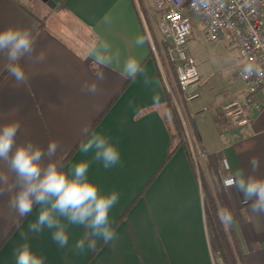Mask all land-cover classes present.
Wrapping results in <instances>:
<instances>
[{
	"label": "crops",
	"instance_id": "1",
	"mask_svg": "<svg viewBox=\"0 0 264 264\" xmlns=\"http://www.w3.org/2000/svg\"><path fill=\"white\" fill-rule=\"evenodd\" d=\"M139 1L60 0L53 8L42 0H0V30L9 25L29 28L33 56H46L40 63L21 59L26 79L18 83L0 55V126L18 121V143L31 140L46 149L50 141L58 142L56 155L66 166L88 160L89 179L104 192L120 194L110 212L119 238L114 245L97 239L95 249L101 247L94 255L95 249L74 250L86 232L83 226H69V244L60 248L49 230L28 232L37 208L17 224L7 206L8 195L0 197V264H15L14 250L24 242L21 232L45 264H217L211 243L214 237L217 246V194L220 207L233 212L232 228L244 264H264V215L252 213L251 202L245 203L241 192L226 185L236 171L250 172L253 156L260 159L257 175L264 176V89L250 103L251 124L232 126L223 106L233 99L246 100V85L237 74L241 63L237 79L228 85L221 84L222 78L216 85L202 79L201 97L185 103L184 112L205 157L196 166L185 132L184 144L173 153L177 137L167 105L170 89ZM139 36L145 37L142 46L135 43ZM103 42L114 57L108 66L96 64L90 54ZM129 57L145 68L151 85L146 86L142 76L133 81L122 75ZM96 71L105 74V80L97 82L100 93L83 92L81 86L93 82ZM85 125L112 138L121 165L105 169L91 153L79 152Z\"/></svg>",
	"mask_w": 264,
	"mask_h": 264
},
{
	"label": "clouds",
	"instance_id": "2",
	"mask_svg": "<svg viewBox=\"0 0 264 264\" xmlns=\"http://www.w3.org/2000/svg\"><path fill=\"white\" fill-rule=\"evenodd\" d=\"M183 2V0H181ZM252 6L255 0H247ZM223 0H192V8L197 12H211L222 6ZM137 46L145 43V37L139 36L135 41ZM35 52L32 31L29 28L9 25L0 30V55L7 64V72L18 83L26 79L25 71L20 65L21 59L40 63L46 59L44 52L33 56ZM109 53L106 42L93 46L91 55L95 63L108 66L114 57ZM95 80L84 82L83 92L97 95L100 88L97 82L105 80L103 71L94 73ZM122 75L135 81L142 76L146 86L153 80L149 77L140 62L129 57L123 65ZM245 78L253 75L264 77V68L254 62L242 66ZM153 101L158 102L159 96L154 95ZM20 123L13 121L0 126V197L8 195L7 206L10 213L23 218L37 208L36 219L29 223L28 232L39 234L45 229L51 232L52 240L60 247L69 244V226H83L86 232L76 241L74 250L83 252L86 248L94 250L97 239L105 244H113L118 240V234L112 226L110 212L118 203L120 194L113 190L104 192L89 179L90 163L80 160L66 166L62 158H57L59 144L50 141L45 148L29 140L17 142ZM82 139L78 150L81 154H92L93 159L102 163L105 169L121 165L120 151L112 138L85 125L81 129ZM250 172L245 175L238 170L226 179V185L235 188L244 196L245 203H250L251 212L264 215V176H258L260 159L253 156L248 161ZM218 220L225 229L234 223L233 212L222 207L217 213ZM24 242L14 250L15 264H45V258L33 251L27 241V234L21 232Z\"/></svg>",
	"mask_w": 264,
	"mask_h": 264
},
{
	"label": "built area",
	"instance_id": "3",
	"mask_svg": "<svg viewBox=\"0 0 264 264\" xmlns=\"http://www.w3.org/2000/svg\"><path fill=\"white\" fill-rule=\"evenodd\" d=\"M149 1H139L140 9L145 15L148 35L158 63L161 67L166 64L174 76L173 87L168 79L167 83L188 131L190 127L184 104L201 97L198 88L202 78L188 43L193 32V17L196 15L202 17L206 35L211 42H229L241 59L237 74L246 85V100L233 99L223 106V111L232 126L250 125V103L254 95L264 89V77L253 75L245 78L242 66L254 62L264 68V0H255L252 6L248 5L247 0H223L222 6L211 12L195 11L191 6L192 0H154V10ZM197 157L201 160L205 154L199 149Z\"/></svg>",
	"mask_w": 264,
	"mask_h": 264
},
{
	"label": "rangeland",
	"instance_id": "4",
	"mask_svg": "<svg viewBox=\"0 0 264 264\" xmlns=\"http://www.w3.org/2000/svg\"><path fill=\"white\" fill-rule=\"evenodd\" d=\"M140 1L142 3V0ZM150 1L149 2L154 10V6L152 4L154 0H150ZM55 10L58 9L55 8ZM193 22H194L193 32L189 36L188 43H189L190 51L195 59L196 67L199 74L201 76L205 75L204 78H202L204 82L209 81L210 84L214 83V85H216L217 80L222 78L225 81H221V84L223 82L224 85L226 84L228 85L230 80H232L233 78L237 79L235 73L237 67L241 63V59L236 55V53L234 52L235 50L234 47L231 46L229 42L213 43L208 39L206 35V30L204 29V21L200 15L194 16ZM160 68L164 76L166 75L165 76V78L167 77L166 80L168 79V82H170V85H172L173 87L174 81H172V77L174 78V76H172V74L170 73L168 66L166 64H163L162 67L160 65ZM202 70H204V72ZM238 81L241 82V80L239 79ZM203 98H205V95H203ZM210 113L211 111L207 112V114ZM179 119L184 128L186 141L190 149L191 156L196 166L199 167L200 160L197 157V152L199 150V147L196 138L194 136V133L191 130V126H189L190 123L188 122V127H190V131H188L187 126L185 125V122L183 121L180 115H179ZM192 143L194 144V146H192ZM214 241L215 240L213 237L211 239V243L213 245L214 251L217 252V264H225L220 255V248L218 247V244L216 246Z\"/></svg>",
	"mask_w": 264,
	"mask_h": 264
},
{
	"label": "trees",
	"instance_id": "5",
	"mask_svg": "<svg viewBox=\"0 0 264 264\" xmlns=\"http://www.w3.org/2000/svg\"><path fill=\"white\" fill-rule=\"evenodd\" d=\"M63 1L64 0H62V2ZM152 53L153 52L151 51V54ZM129 80H131V79H129ZM167 105H168L169 114L171 116V119H172V122L174 125V129L176 132L175 135L177 137V144L175 146H173V150H172L174 153L177 146L184 144L185 135H184L183 126L180 122V119H179V116L177 113V109L175 107V104L173 102V99H172L170 92L168 94V104ZM158 171H157V173H158ZM218 197H219V195L217 194V209H216L217 213H218V210L220 208H222L219 205ZM207 213H208V220H209L211 227H213V229L216 230V227L213 225V222H212L211 212L208 209H207ZM125 215H126V212L124 213V215L122 217H124ZM217 219H218V216H217ZM218 222H219V220H218ZM215 236L217 238L218 247L220 248V255H221L225 264H230V263L231 264H244L243 255L240 251L238 241H237V238H236V235L234 233L232 226L229 229H225L221 225V223L219 222V224L217 225V232L215 231ZM103 243H104V241L101 244H103ZM100 247H101V245H100ZM99 248H96L92 255L96 254Z\"/></svg>",
	"mask_w": 264,
	"mask_h": 264
},
{
	"label": "water",
	"instance_id": "6",
	"mask_svg": "<svg viewBox=\"0 0 264 264\" xmlns=\"http://www.w3.org/2000/svg\"><path fill=\"white\" fill-rule=\"evenodd\" d=\"M43 2H45L47 5L51 6V7H56L57 3L60 0H42Z\"/></svg>",
	"mask_w": 264,
	"mask_h": 264
}]
</instances>
